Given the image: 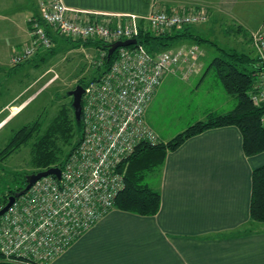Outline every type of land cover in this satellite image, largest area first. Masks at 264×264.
Returning a JSON list of instances; mask_svg holds the SVG:
<instances>
[{"label": "crops", "instance_id": "0c3cea01", "mask_svg": "<svg viewBox=\"0 0 264 264\" xmlns=\"http://www.w3.org/2000/svg\"><path fill=\"white\" fill-rule=\"evenodd\" d=\"M39 1L0 0V69L8 64L12 67L14 54L30 44L29 20L38 17ZM62 1L83 19L96 22H116L128 15L147 17L155 9L167 13L208 10L207 22L188 27L199 34L197 28L212 24L243 39H250L264 22V0ZM248 45L256 56L251 41ZM204 59L205 53H198L191 77L179 70L171 72L156 91L146 119L160 142L177 136L163 134L156 119L180 86L185 85L195 98L196 115L186 129L211 114L231 112L238 105L217 76L210 77V66ZM24 97L17 95L0 110V131L23 113L21 109L27 105H21ZM262 166L264 153L247 156L239 128L206 131L167 154L153 188L161 194L156 216L115 208L51 264H264V223L251 219L252 176Z\"/></svg>", "mask_w": 264, "mask_h": 264}, {"label": "built area", "instance_id": "2783aa9c", "mask_svg": "<svg viewBox=\"0 0 264 264\" xmlns=\"http://www.w3.org/2000/svg\"><path fill=\"white\" fill-rule=\"evenodd\" d=\"M39 16L29 20L31 43L12 58L27 62L53 42L43 23L73 40H101L109 45L137 39L142 24L154 34H166L209 19L208 10L167 13L155 9L147 17L128 15L116 22H92L69 9L62 0H40ZM114 23V24H113ZM262 71L250 94L255 106L264 105V24L251 36ZM120 48L116 61L100 80L89 83L83 95V139L66 162L61 180L35 183L0 217V252L51 264L116 206L124 189L119 166L136 147L159 140L146 119L153 97L172 68L200 54L193 46L150 55L143 46ZM108 52H102L98 66ZM264 122V118H263ZM5 206L1 204L0 210Z\"/></svg>", "mask_w": 264, "mask_h": 264}, {"label": "trees", "instance_id": "16d2710c", "mask_svg": "<svg viewBox=\"0 0 264 264\" xmlns=\"http://www.w3.org/2000/svg\"><path fill=\"white\" fill-rule=\"evenodd\" d=\"M92 22L96 21L92 20ZM43 26L53 44H55V39L52 35L53 29L44 23ZM180 29L166 34H154L145 24H142L137 41L139 46L145 47L147 52L152 56H156L161 52L170 51L176 44L187 41L199 47L202 43L214 44L207 39H203L197 32L195 33L193 27L187 26ZM32 39L33 37L31 41ZM245 39L247 44L251 41L252 45V38L249 39V37H247ZM67 40L69 44L76 49L85 47L87 49L107 53L110 46L101 40L82 41L73 40L71 38ZM137 45L134 47L137 48ZM131 47L133 46L126 48ZM23 48H21L20 53H15L14 56L21 54ZM43 51L48 54H53L55 52L53 47ZM43 51L37 50L33 56L23 64L14 65L12 63L11 71H15L16 68L21 67L25 63L32 62L34 56L44 61L47 54L42 55ZM255 52L256 56H254L252 51L247 53L239 52L235 49L223 50L222 56L214 59L210 65V71L215 72V75L222 83L226 93L237 98L238 105L233 111L222 115L211 114L206 120L190 126L167 143H162L159 140L156 144L143 142L136 147L132 155L124 160L119 166V172L124 175V189L116 198V209L144 217L156 216L161 209V194L147 184V178L151 175L160 178L167 154L176 151L186 141L206 131L235 126L239 128L242 133L243 149L247 156L252 157L264 153V105L255 106L250 97L257 83L260 71H262L260 56L256 50ZM118 53L119 49L111 58H108V55L104 58L102 67H99L101 69L104 68L101 73L93 76L91 79L80 80L77 82V85H81L85 89L89 83L102 79L116 61ZM196 59L197 58L191 60V62L186 65L182 64L172 68L171 72L179 70L186 78L191 77L194 73L192 66L196 65ZM184 70H187V72L184 73ZM22 112H24V110ZM82 122L79 123L76 121L72 103L71 105H66L44 135H41L42 121L39 119L25 125L15 132L5 148L0 152V161L6 160L13 153L33 142V163L36 167L40 168V171L36 173L51 168H60L63 170L66 162L83 139ZM6 126L7 124L4 125V127ZM4 127L1 130H3ZM57 134L63 135L65 141L71 145V151L65 159L59 157L62 150L55 145L53 140L54 136ZM28 175L31 174H27L26 172L14 174L12 180H14L15 183H19V185L10 187L4 192L0 191V201L3 206L7 204L11 196L25 189ZM251 219L254 222L264 223V166L254 170L252 176ZM0 264L40 263L21 257L7 259L5 255L0 252Z\"/></svg>", "mask_w": 264, "mask_h": 264}, {"label": "rangeland", "instance_id": "374dc122", "mask_svg": "<svg viewBox=\"0 0 264 264\" xmlns=\"http://www.w3.org/2000/svg\"><path fill=\"white\" fill-rule=\"evenodd\" d=\"M197 30L203 39L214 43L213 45L202 43L199 47L200 52L205 53L204 62L208 67L214 59L222 56L223 50L235 49L239 52H251V47L243 43L245 39L227 35L225 29L221 27L205 24ZM52 35L55 39V44L52 46L55 52L48 54L43 51L42 55L47 54L44 61L34 56L32 62L25 63L15 71H11L12 67L9 64L6 68L0 69V110L19 94L25 95L21 105L27 104L21 109V112L23 110L24 112L15 120L6 122L7 126L0 131V152L15 132L38 119L42 121L41 135H44L52 122L60 115L63 107L71 105L72 98L69 94L77 82L91 79L104 69L98 66L101 57L98 51L85 47L76 49L69 44L68 38L59 35L54 30H52ZM183 43L176 44L173 49L183 45H192L189 41ZM210 73V77L215 76L214 71ZM184 86H180L179 91H175L174 95L168 98L158 113L156 125L165 135H178L179 131L186 129L195 118L194 95ZM33 94H36L34 98L29 103L25 102L29 101ZM53 140L55 145L62 150L59 157L65 159L71 151V145L61 134L55 135ZM32 144L33 142L13 153L6 160L0 161L1 192L19 185L12 180L14 174L18 172L35 174L40 171V168L33 163ZM158 181L159 177L152 175L146 180L152 188Z\"/></svg>", "mask_w": 264, "mask_h": 264}, {"label": "water", "instance_id": "95a60500", "mask_svg": "<svg viewBox=\"0 0 264 264\" xmlns=\"http://www.w3.org/2000/svg\"><path fill=\"white\" fill-rule=\"evenodd\" d=\"M138 44L137 39L126 40V41H118L109 46L108 49V58H111L118 49L126 48L130 46H135ZM85 93L84 87L81 85H76L72 92H70L69 96L72 98V108L74 110L76 121L82 122V113H83V95ZM54 177L58 181L61 180L62 170L60 168H51L46 171H41L39 173L28 175L26 178L27 186L21 192L16 193L14 196H11L8 199L7 204L3 209L0 210V217L7 213L10 208L14 205L17 199L26 195V193L31 189V187L37 183L38 181L48 178Z\"/></svg>", "mask_w": 264, "mask_h": 264}, {"label": "bare ground", "instance_id": "6f19581e", "mask_svg": "<svg viewBox=\"0 0 264 264\" xmlns=\"http://www.w3.org/2000/svg\"><path fill=\"white\" fill-rule=\"evenodd\" d=\"M2 129V128H1Z\"/></svg>", "mask_w": 264, "mask_h": 264}]
</instances>
